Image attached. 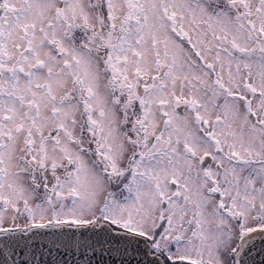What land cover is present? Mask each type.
<instances>
[{
  "label": "snow or ice",
  "instance_id": "snow-or-ice-1",
  "mask_svg": "<svg viewBox=\"0 0 264 264\" xmlns=\"http://www.w3.org/2000/svg\"><path fill=\"white\" fill-rule=\"evenodd\" d=\"M0 264H264V0H0Z\"/></svg>",
  "mask_w": 264,
  "mask_h": 264
}]
</instances>
